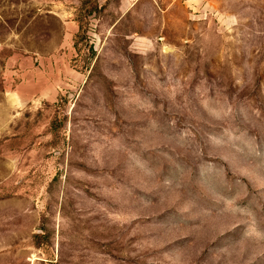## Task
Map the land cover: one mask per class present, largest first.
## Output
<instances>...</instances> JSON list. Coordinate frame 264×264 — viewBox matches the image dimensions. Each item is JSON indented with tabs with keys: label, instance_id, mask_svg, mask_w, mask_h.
I'll return each mask as SVG.
<instances>
[{
	"label": "rangeland",
	"instance_id": "1",
	"mask_svg": "<svg viewBox=\"0 0 264 264\" xmlns=\"http://www.w3.org/2000/svg\"><path fill=\"white\" fill-rule=\"evenodd\" d=\"M0 264H264V0H0Z\"/></svg>",
	"mask_w": 264,
	"mask_h": 264
}]
</instances>
